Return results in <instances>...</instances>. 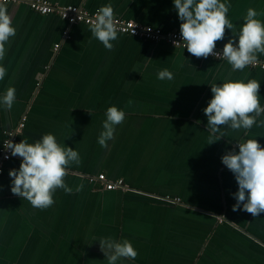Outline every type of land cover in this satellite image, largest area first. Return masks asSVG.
<instances>
[{"label": "crops", "instance_id": "obj_1", "mask_svg": "<svg viewBox=\"0 0 264 264\" xmlns=\"http://www.w3.org/2000/svg\"><path fill=\"white\" fill-rule=\"evenodd\" d=\"M49 1L91 11L110 3L118 18L180 33L174 0ZM227 2L237 30L249 7L264 21V0ZM7 7L17 31L0 62L7 69L0 97L14 87L16 101L10 110L0 104V147L4 133L24 121L14 143L52 133L78 151L81 163L66 178L73 192L57 190L45 210L11 192L9 171L22 158L5 165L0 264H107L99 243L106 237L128 239L137 249L136 260L123 264H264V213L253 217L242 205L233 211L238 183L222 163L227 151H239L241 140L257 138L264 146V127L247 135L222 128L226 136L207 145L211 132L203 111L213 96L211 84L229 79H257L264 106V69L234 71L225 60L196 58L165 41L120 33L109 51L87 25L69 27L25 3ZM232 37L227 30L217 48ZM164 69L172 80L158 79ZM111 106L126 118L102 147L98 137ZM100 174L122 179L125 187L103 190L91 181Z\"/></svg>", "mask_w": 264, "mask_h": 264}, {"label": "clouds", "instance_id": "obj_2", "mask_svg": "<svg viewBox=\"0 0 264 264\" xmlns=\"http://www.w3.org/2000/svg\"><path fill=\"white\" fill-rule=\"evenodd\" d=\"M180 24V36L184 48L196 58L207 59L210 55L225 60L234 71L243 72L249 66L260 63L259 56L264 54V21L256 8L249 7L243 17V23L237 26L228 17L231 5L227 0H174ZM92 36L111 51L113 42L118 39L122 30L112 4L100 7L94 18L89 21ZM232 30L233 37L221 52L215 51L217 42L223 41L226 31ZM7 0H0V62L7 54V45L16 35ZM238 37V43L236 38ZM177 48L179 41H173ZM7 75V69L0 63V80ZM174 74L167 70L158 73L160 80H172ZM261 83L257 79L227 80L222 84H211L212 98L203 109L207 116V130L211 132L208 144L220 141L226 136L221 129L232 131L244 130L245 135L255 127H264V106L261 105ZM16 101V89L9 87L0 97V104L10 110ZM132 101H129L131 104ZM103 131L98 143L107 147V142L114 138L115 127L122 124L126 112L117 106L107 108ZM197 123H200L199 121ZM73 132V131H72ZM235 147L222 156V163L235 176L238 191L233 193L236 204L233 211L243 210L253 217L264 213V146L256 139L241 140ZM4 149L10 151L11 157L22 158L18 169H11V192L26 199L34 208L45 210L55 203L57 190L72 193L73 189L66 183L73 164L79 165L81 157L78 151L58 142L52 133L29 143L6 141ZM2 172V169H0ZM79 185L76 191H82ZM100 250L106 257L107 264H123L124 261H135L137 249L128 239L117 241L114 238H100Z\"/></svg>", "mask_w": 264, "mask_h": 264}, {"label": "built area", "instance_id": "obj_3", "mask_svg": "<svg viewBox=\"0 0 264 264\" xmlns=\"http://www.w3.org/2000/svg\"><path fill=\"white\" fill-rule=\"evenodd\" d=\"M25 3L29 6V8L41 15H50V14H56L59 16L60 19L65 21L69 27L74 26V25H79V24H84L89 26V21L94 18L96 11H91L88 10L84 7H79V6H73V5H68V6H57L53 4L49 0H7V5H17V4H22ZM119 25L121 27V31L119 32L120 34L124 35H129L132 37H137L141 38L144 40H149L153 42H158V41H165L171 46L175 47L173 44V41H179L181 44L177 46L179 49H184L183 41L181 39L180 33L178 32H166L162 28H156V27H151V26H144L141 24H138L134 21L131 20H124L122 18H118ZM65 38L68 37V33L65 32L64 34ZM59 44L55 45V49L57 50L59 48ZM176 48V47H175ZM215 51L221 52L223 49H218L216 48ZM209 58L213 59H218L214 56H209ZM221 60V59H218ZM249 67H260L264 69V61H260L255 66H249ZM24 128V121H22L17 128L6 131L4 134V139L2 142V145L0 147V169H2V172H0V177L4 173L5 165L9 163L13 157L10 159H5V156H10L11 153L8 150L4 149V142L6 141H13L15 136L22 131ZM92 182H99L101 185V188L103 190H116L118 188H123L125 187L124 181L122 179L116 180V181H109L107 180L106 176L104 174L98 175L96 178H91Z\"/></svg>", "mask_w": 264, "mask_h": 264}, {"label": "bare ground", "instance_id": "obj_4", "mask_svg": "<svg viewBox=\"0 0 264 264\" xmlns=\"http://www.w3.org/2000/svg\"><path fill=\"white\" fill-rule=\"evenodd\" d=\"M1 178V177H0ZM98 185V184H97Z\"/></svg>", "mask_w": 264, "mask_h": 264}, {"label": "trees", "instance_id": "obj_5", "mask_svg": "<svg viewBox=\"0 0 264 264\" xmlns=\"http://www.w3.org/2000/svg\"><path fill=\"white\" fill-rule=\"evenodd\" d=\"M3 139H4V137H3Z\"/></svg>", "mask_w": 264, "mask_h": 264}]
</instances>
